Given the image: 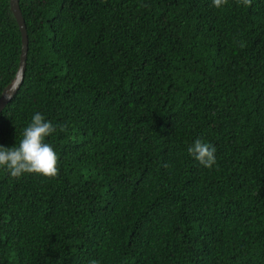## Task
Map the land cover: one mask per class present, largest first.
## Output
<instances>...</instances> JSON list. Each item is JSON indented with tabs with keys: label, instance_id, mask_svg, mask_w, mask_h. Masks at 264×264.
Segmentation results:
<instances>
[{
	"label": "trees",
	"instance_id": "1",
	"mask_svg": "<svg viewBox=\"0 0 264 264\" xmlns=\"http://www.w3.org/2000/svg\"><path fill=\"white\" fill-rule=\"evenodd\" d=\"M20 6L0 145L43 114L59 175L0 167V264H264V0ZM21 49L0 0V97Z\"/></svg>",
	"mask_w": 264,
	"mask_h": 264
},
{
	"label": "clouds",
	"instance_id": "2",
	"mask_svg": "<svg viewBox=\"0 0 264 264\" xmlns=\"http://www.w3.org/2000/svg\"><path fill=\"white\" fill-rule=\"evenodd\" d=\"M212 3L216 8H223L228 4V0H212ZM237 3L251 6L252 0H237ZM244 46L241 43L240 47ZM56 130V126L46 120L43 114L35 113L30 124L24 128L18 145L12 147L0 145V167L6 168L11 177L17 179L25 174L56 178L59 175V157L51 144L46 142V138ZM60 130L64 131V128L61 127ZM188 152L207 168H212L216 164L215 147L200 138L188 147ZM90 264H98V261L92 260Z\"/></svg>",
	"mask_w": 264,
	"mask_h": 264
},
{
	"label": "water",
	"instance_id": "3",
	"mask_svg": "<svg viewBox=\"0 0 264 264\" xmlns=\"http://www.w3.org/2000/svg\"><path fill=\"white\" fill-rule=\"evenodd\" d=\"M10 7L22 33V49L20 63L16 75L12 79V81L4 88L0 97V112L7 105V103L17 94L24 81L29 50V36L25 18L21 10L20 0H10Z\"/></svg>",
	"mask_w": 264,
	"mask_h": 264
}]
</instances>
